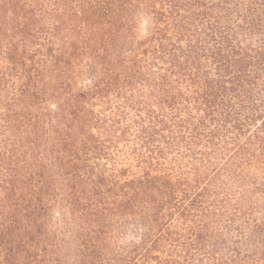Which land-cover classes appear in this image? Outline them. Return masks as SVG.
<instances>
[{
  "label": "trees",
  "instance_id": "16d2710c",
  "mask_svg": "<svg viewBox=\"0 0 264 264\" xmlns=\"http://www.w3.org/2000/svg\"><path fill=\"white\" fill-rule=\"evenodd\" d=\"M0 264H264V0H0Z\"/></svg>",
  "mask_w": 264,
  "mask_h": 264
},
{
  "label": "rangeland",
  "instance_id": "374dc122",
  "mask_svg": "<svg viewBox=\"0 0 264 264\" xmlns=\"http://www.w3.org/2000/svg\"><path fill=\"white\" fill-rule=\"evenodd\" d=\"M145 27H146V23H145L144 20H142V21L140 22V31H141V32H144V31H145Z\"/></svg>",
  "mask_w": 264,
  "mask_h": 264
}]
</instances>
